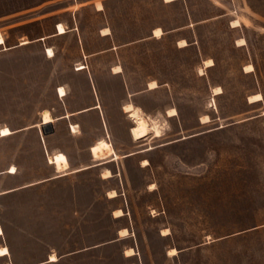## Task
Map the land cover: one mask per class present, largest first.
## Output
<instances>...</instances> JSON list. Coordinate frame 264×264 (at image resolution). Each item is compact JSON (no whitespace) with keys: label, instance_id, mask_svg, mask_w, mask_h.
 I'll list each match as a JSON object with an SVG mask.
<instances>
[{"label":"rangeland","instance_id":"1","mask_svg":"<svg viewBox=\"0 0 264 264\" xmlns=\"http://www.w3.org/2000/svg\"><path fill=\"white\" fill-rule=\"evenodd\" d=\"M172 1L0 0V264H264V0Z\"/></svg>","mask_w":264,"mask_h":264},{"label":"bare ground","instance_id":"2","mask_svg":"<svg viewBox=\"0 0 264 264\" xmlns=\"http://www.w3.org/2000/svg\"><path fill=\"white\" fill-rule=\"evenodd\" d=\"M58 34L59 35H63V34H66L67 33V30L65 28V26L63 24H59L58 26ZM163 32L160 28L156 29L155 30V34L157 35H161ZM28 41H25L24 44H27ZM182 43V42H181ZM184 43V42H183ZM5 44V39L2 35V33L0 32V46L1 45H4ZM54 50L51 49V48H48V51H47V55L49 58H52L54 57ZM84 64V63H83ZM79 68V70H83V69H86L85 68V64ZM212 66V65H211ZM116 69V72L119 73L121 71V67H117L115 68ZM158 85L156 82H152L150 84V87L153 89V88H156ZM58 94L60 95L61 98H65L67 96V92L65 90V88L63 87H60L59 90H58ZM256 99V97H255ZM99 106H97L96 108H98ZM124 111L126 113L129 114V118L134 122L135 126L131 129V134L133 136V138L135 140H142L144 138H146L147 136H149L152 132H155V136L156 137H160L161 136V131L162 130L160 129L161 127H159L157 124H159L158 122H156V124L154 122L153 126L152 124H150V121L143 116L142 114V111L135 107L134 104L132 103H128L124 106ZM177 114V110L176 109H171L168 111V115L170 117H173ZM71 116L70 113L67 114V118H69ZM55 121V118L53 117V115L51 114L50 111L46 110V111H43L42 113V118H41V122L40 124L38 125V127L40 128H45V131L48 132L50 131V129L52 128V124L54 123ZM154 121V120H153ZM71 125V130L76 133L78 132L77 130V126L74 125V124H70ZM13 134V131L9 128V127H4L1 129L0 131V138H3V137H8L10 135ZM44 135V133H43ZM110 147V144L107 140L105 139H102V140H99L97 143H95L90 151L93 155V157L96 159V160H103V159H106L107 158V149ZM121 156L120 155H115V158L113 160H117L119 159ZM50 159H51V163L54 164V165H57V167L60 169V170H63V169H66L67 167V164H68V160H67V157L65 156V154L63 153H56L52 156H50ZM144 162L147 163V160H144ZM79 171V170H77ZM17 171L15 169V167H13L12 170L8 171L9 174H15ZM105 175L107 177H109L111 175L110 171H106ZM112 194H115L116 192L115 191H112L111 192ZM116 213L121 216L122 215V211L121 210H117ZM117 215V216H118ZM127 232L126 229L122 230V233H125ZM4 232L2 230V228H0V237L3 236ZM172 252H175L176 250L173 249L171 250ZM134 254V250L133 249H128L127 250V256H132ZM10 255V250L7 248V247H4V248H1L0 249V257H5V256H8ZM57 261V256L56 255H51L50 256V261L49 262H55Z\"/></svg>","mask_w":264,"mask_h":264},{"label":"crops","instance_id":"3","mask_svg":"<svg viewBox=\"0 0 264 264\" xmlns=\"http://www.w3.org/2000/svg\"><path fill=\"white\" fill-rule=\"evenodd\" d=\"M173 2H176V0H174V1H172V2H166V3H173ZM99 103H97V104H95L93 107H91V108H89V109H85V110H82V111H80L79 113H84V112H87V111H90V110H94V109H100V108H96V106L98 105ZM79 113H75V114H79ZM72 114H74V113H72ZM74 114V115H75ZM73 115V116H74ZM59 119H65L64 118V116H62V117H60ZM40 123V122H39ZM103 124L104 125H106V120H105V117L103 116ZM33 127H35V126H32V127H30V128H33ZM30 128H28V129H30ZM36 128V127H35ZM38 128H40V127H38ZM52 128H53V125H52ZM52 128L50 129V131H48L49 133L47 134V135H44V136H48V135H50V134H52L54 131H52ZM28 129H25V128H23V129H21V130H18V131H15V133H17V132H20V131H24V130H28ZM69 130H70V127H69ZM40 131H41V137H40V141H41V144H42V146H43V151H44V154L46 155V159H47V163H48V151H47V148L49 149V152H51L52 153V151L54 150L53 148H49V146H48V142H47V145L44 143V140H43V133H42V128H40ZM14 133V134H15ZM42 138V139H41ZM47 141V140H46ZM135 154H138V153H140V151H138V152H134ZM134 153H131V154H128V155H126L125 157H129V156H132V154L133 155H135ZM49 164V163H48ZM50 165V164H49ZM51 166V165H50ZM95 167H97V166H95ZM12 168V167H11ZM11 168H9L8 169V171L9 170H11ZM93 168V167H92ZM1 172H4V171H0V173ZM55 173H56V170H55ZM6 174V173H5ZM5 174H2V175H5ZM2 175H0V176H2ZM8 175H10V174H8ZM70 175V174H69ZM10 176H15V175H10ZM57 176V173L54 175V176H52V177H50V178H47V179H45V180H42V181H36V182H30V183H27V184H22V185H18V186H11V187H8V188H4V189H2L0 192H3V191H10V192H8V193H4V194H2V195H0V198L1 197H7L8 195H11V194H15L16 192H19V191H21V190H24V189H26V188H30V187H33V186H35V185H37V184H40V183H44V182H48V181H52V180H56V179H61V178H63V177H65V176H61V177H56ZM67 176V175H66ZM3 222H2V220L0 219V226H2V228H3ZM4 230V229H3ZM4 233H5V230H4ZM0 239L1 240H5L6 239V237L4 236V237H0ZM1 246H4L3 244H0ZM8 247H9V249H10V251H11V254H12V250H11V247L8 245V244H6ZM0 246V247H1ZM1 258V257H0ZM3 258H7V259H12V257H10V256H7V257H3ZM12 261V260H11ZM9 263V262H8ZM13 263V262H12ZM14 264V263H13Z\"/></svg>","mask_w":264,"mask_h":264},{"label":"water","instance_id":"4","mask_svg":"<svg viewBox=\"0 0 264 264\" xmlns=\"http://www.w3.org/2000/svg\"><path fill=\"white\" fill-rule=\"evenodd\" d=\"M42 133H44V135H47L49 132L45 131V128L42 129ZM135 154V153H134ZM133 155V154H132Z\"/></svg>","mask_w":264,"mask_h":264}]
</instances>
